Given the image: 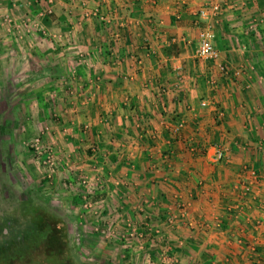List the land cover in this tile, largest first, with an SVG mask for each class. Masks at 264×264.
Segmentation results:
<instances>
[{
    "label": "crops",
    "instance_id": "crops-1",
    "mask_svg": "<svg viewBox=\"0 0 264 264\" xmlns=\"http://www.w3.org/2000/svg\"><path fill=\"white\" fill-rule=\"evenodd\" d=\"M0 78L152 262L264 264V0H0Z\"/></svg>",
    "mask_w": 264,
    "mask_h": 264
},
{
    "label": "rangeland",
    "instance_id": "rangeland-1",
    "mask_svg": "<svg viewBox=\"0 0 264 264\" xmlns=\"http://www.w3.org/2000/svg\"><path fill=\"white\" fill-rule=\"evenodd\" d=\"M3 81L0 78V210L14 206L16 198L26 197L28 201L43 203L61 222H57L64 228L59 230V242L67 247L75 264H141L148 251L139 247L141 237L123 239L119 232L121 228L118 231L110 218L98 219L104 210L93 205L85 191L79 193L80 170L75 173L65 171L66 161L59 159L48 142L49 124L30 116L36 104L33 96L27 95L28 102H24V95L19 96L18 92L4 94ZM23 117L28 122L21 121ZM35 135H39L43 143H48L50 164L28 146ZM83 193L92 202L90 209L81 206ZM28 248L10 247L0 256V264H27L26 257L31 251ZM28 258L32 264L39 263L40 253Z\"/></svg>",
    "mask_w": 264,
    "mask_h": 264
},
{
    "label": "trees",
    "instance_id": "trees-1",
    "mask_svg": "<svg viewBox=\"0 0 264 264\" xmlns=\"http://www.w3.org/2000/svg\"><path fill=\"white\" fill-rule=\"evenodd\" d=\"M15 202L0 210V256L12 246H27L31 250L28 257L40 253L36 264H75L67 247L59 242V230L64 228L57 225L61 222L55 215L43 203L26 197L16 198ZM28 257L27 264H32Z\"/></svg>",
    "mask_w": 264,
    "mask_h": 264
},
{
    "label": "built area",
    "instance_id": "built-area-1",
    "mask_svg": "<svg viewBox=\"0 0 264 264\" xmlns=\"http://www.w3.org/2000/svg\"><path fill=\"white\" fill-rule=\"evenodd\" d=\"M218 9H219V5L217 3H211L207 7H203V8L198 9V14L201 16H205V15H207L208 12H215ZM211 39H212V33L209 29L202 28L198 31L197 43H196V47H195V55L197 57L203 58V59H215L218 56V52L214 48V46L212 45ZM217 70L219 72H225L226 71L223 64H218ZM199 104L203 106L206 104V101L200 100ZM218 114H220V112H218ZM182 125H183L182 120L175 121L169 127L170 133L176 134L181 129ZM44 129H46V127H44ZM28 146L30 147V149L34 153L38 154L41 157L43 156L44 157L43 159L45 160L44 162H47V164H50V159H49L51 157L50 148H48L49 147L48 143H43L40 140L39 135H35L34 137H32L31 141L28 143ZM221 154H222L221 148L219 146H215L210 156H211V159L216 160V159L220 158ZM87 182H88L87 176L81 175L79 177V184L84 189L87 188V185H88ZM81 206L84 209L85 208L90 209L92 207V202L86 198L84 193L82 195ZM93 212H95L94 209H93ZM125 225L128 228V230L125 231L124 233H120L121 238H123V239L131 238V240H132L135 237L136 238L141 237V239L144 237V230L143 229L137 230V228H135V226L128 221L125 222ZM140 246H142V244H140L139 247ZM163 246H164V248L160 250L158 257L163 258L165 260V264H172L171 260L173 258H171V256L169 254H165V252L168 251L169 248L166 245H163ZM163 259H161V260H163ZM148 261H149V255L146 253L142 263L149 264ZM150 264H152V262H150Z\"/></svg>",
    "mask_w": 264,
    "mask_h": 264
}]
</instances>
